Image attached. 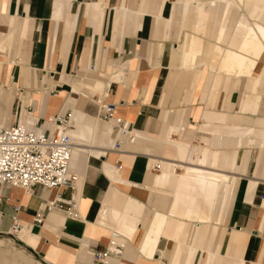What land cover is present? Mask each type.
I'll return each mask as SVG.
<instances>
[{
  "label": "crops",
  "instance_id": "1",
  "mask_svg": "<svg viewBox=\"0 0 264 264\" xmlns=\"http://www.w3.org/2000/svg\"><path fill=\"white\" fill-rule=\"evenodd\" d=\"M261 30L264 0H0V120L71 112L78 173L40 223L55 189L1 193L0 264H95L112 231L110 264H264ZM99 105L135 130L119 152Z\"/></svg>",
  "mask_w": 264,
  "mask_h": 264
},
{
  "label": "built area",
  "instance_id": "2",
  "mask_svg": "<svg viewBox=\"0 0 264 264\" xmlns=\"http://www.w3.org/2000/svg\"><path fill=\"white\" fill-rule=\"evenodd\" d=\"M97 112L101 121L111 123L112 144L109 150L119 152L123 141L133 140L135 130L128 121L113 116L108 105H99ZM28 114L26 120L18 118L12 125H5L0 120V195L8 188L25 192L38 186L55 189V197L34 217L33 222L40 223L44 211L50 212L61 207L62 199L58 191L72 189L78 179V173L70 166L76 143L70 134L73 128L71 112L47 117L45 121L50 129H44L38 124V119ZM146 168L157 171L161 168V163L159 160H152L147 163ZM261 201L264 202V189ZM18 209L19 207L13 208L11 233L29 227L28 224H21L16 217ZM124 245L120 234L112 231L106 250L91 252L94 263L110 264L111 257L121 255Z\"/></svg>",
  "mask_w": 264,
  "mask_h": 264
},
{
  "label": "rangeland",
  "instance_id": "3",
  "mask_svg": "<svg viewBox=\"0 0 264 264\" xmlns=\"http://www.w3.org/2000/svg\"><path fill=\"white\" fill-rule=\"evenodd\" d=\"M182 31L178 34V36H176V30L175 31H173V35H172V38H175L176 39V42H177V44H180V42H181V39H182ZM204 44H206L205 43V40H204ZM200 60V56L198 57V61ZM226 79L225 78H222L221 79V82H220V87H219V90L217 91V92H219L220 90H223V91H225V89H226ZM231 83H232V81H230L229 80V98H230V95H231V93L232 92H235L236 90H242V81L241 82H238L237 84H236V87L233 89V90H231ZM229 112H231V113H234V111L232 110V108H230V106H229ZM95 123H97V124H102V125H110L111 123H107V122H103V121H101L100 119H99V117H96L95 118ZM173 138H177L178 137V135H174V136H172ZM210 142H211V140H210ZM191 143L193 144V145H199V146H202V145H204V142L200 139V134L199 133H193V135H192V137H191ZM175 171H176V173H180L181 172V169L179 168V167H177V168H175ZM154 195H156V194H154ZM224 221V220H223ZM223 221L221 222V223H223Z\"/></svg>",
  "mask_w": 264,
  "mask_h": 264
},
{
  "label": "bare ground",
  "instance_id": "4",
  "mask_svg": "<svg viewBox=\"0 0 264 264\" xmlns=\"http://www.w3.org/2000/svg\"><path fill=\"white\" fill-rule=\"evenodd\" d=\"M261 35L263 36V38H264V31L263 30H261ZM249 36H250V38L251 39H255L256 37H255V35L253 34V32H251V30H250V34H249ZM236 62L235 63H237V64H241L242 62H241V60H240V57H238V56H236ZM71 137H72V135H71ZM73 138V137H72ZM73 141L76 143V141H75V139L73 138ZM160 161V160H159Z\"/></svg>",
  "mask_w": 264,
  "mask_h": 264
}]
</instances>
